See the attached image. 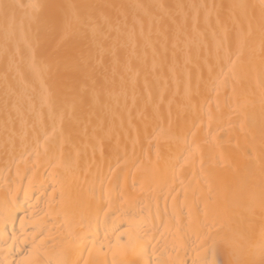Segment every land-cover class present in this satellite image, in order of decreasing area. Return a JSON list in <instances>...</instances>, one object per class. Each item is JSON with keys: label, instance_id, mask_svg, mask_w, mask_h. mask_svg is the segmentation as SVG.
Segmentation results:
<instances>
[{"label": "bare ground", "instance_id": "obj_1", "mask_svg": "<svg viewBox=\"0 0 264 264\" xmlns=\"http://www.w3.org/2000/svg\"><path fill=\"white\" fill-rule=\"evenodd\" d=\"M0 3V261L264 259V0Z\"/></svg>", "mask_w": 264, "mask_h": 264}, {"label": "snow or ice", "instance_id": "obj_2", "mask_svg": "<svg viewBox=\"0 0 264 264\" xmlns=\"http://www.w3.org/2000/svg\"><path fill=\"white\" fill-rule=\"evenodd\" d=\"M46 6L40 3H31L28 5H17L15 3H0V14L3 15V18L5 22L9 21H15L17 10L20 8H24L25 10H30V13L33 18H38L42 12V10ZM63 8L68 9L69 11H66L63 15L62 21L60 22L62 25V31H63V39H67L73 31L76 29V27L80 24V16L76 12V6L75 5H65L61 6ZM27 189L25 190V195H27ZM120 227H123V225H120ZM200 225L199 221L195 220L190 216L189 218V230L194 232L197 240H198V246L203 249L205 253V258L201 261V264H256L255 261L244 258V251L239 244L238 239L235 236H228L225 234H221L220 232H213L211 228L208 229L207 233L201 235L199 231ZM261 238L264 240V224L261 226ZM88 237H82L81 238V252L85 247L88 248L89 254L92 253V248L88 247L87 241ZM95 242L93 241V244ZM146 247V245H145ZM153 250L155 251V245H153ZM67 248L63 249L61 252V257L64 253H66ZM120 252V254H123L121 250H117ZM239 252L238 255H233L236 252ZM211 252V258H208V253ZM116 252H114V255ZM227 254L229 258L227 259H220L219 257L222 255ZM0 264H5L4 261H0ZM27 264H40L39 261L36 260H29L27 261ZM47 264H51V262H47ZM56 264H68V261H66L63 258L57 259ZM76 264H79L77 261ZM84 264H90V262L85 259ZM113 264H123L122 261H117L116 259L113 260ZM146 264H152L151 261H147ZM259 264H264V259H262Z\"/></svg>", "mask_w": 264, "mask_h": 264}]
</instances>
